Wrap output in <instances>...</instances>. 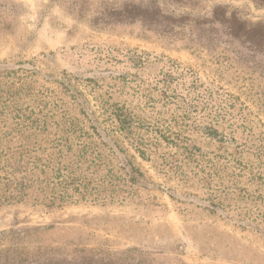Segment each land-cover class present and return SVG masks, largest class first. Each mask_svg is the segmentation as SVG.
<instances>
[{"label": "rangeland", "instance_id": "1", "mask_svg": "<svg viewBox=\"0 0 264 264\" xmlns=\"http://www.w3.org/2000/svg\"><path fill=\"white\" fill-rule=\"evenodd\" d=\"M140 4L0 0V70L66 85L145 176L121 205L0 206V264H264V0Z\"/></svg>", "mask_w": 264, "mask_h": 264}, {"label": "trees", "instance_id": "2", "mask_svg": "<svg viewBox=\"0 0 264 264\" xmlns=\"http://www.w3.org/2000/svg\"><path fill=\"white\" fill-rule=\"evenodd\" d=\"M148 1L150 11L157 9L161 17L159 0ZM141 6H134L129 16L145 22L148 7L144 11ZM35 67L26 62L0 70V206L31 204L52 210L121 205L140 198L144 173L117 135L101 129L100 118L89 114L66 85L73 104L40 83ZM78 105L82 109L75 113ZM114 118L117 130L145 156L147 147L133 135L132 116L121 112Z\"/></svg>", "mask_w": 264, "mask_h": 264}]
</instances>
